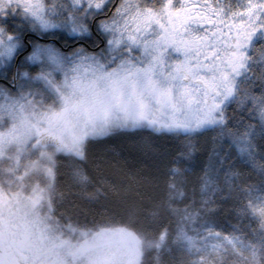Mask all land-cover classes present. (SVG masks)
Returning a JSON list of instances; mask_svg holds the SVG:
<instances>
[{"label":"snow or ice","instance_id":"obj_1","mask_svg":"<svg viewBox=\"0 0 264 264\" xmlns=\"http://www.w3.org/2000/svg\"><path fill=\"white\" fill-rule=\"evenodd\" d=\"M240 7L228 13L208 0H0V79L15 69L9 83L0 84V211L43 205L54 214L57 196L65 198V176L84 199L105 195L107 180L87 145L117 132L151 130L188 141L214 134L228 138L253 168L264 167L255 142L257 133L264 135V0H243ZM10 17L19 21L13 32L5 26ZM25 31L44 42L30 43ZM57 36L78 46L65 51ZM31 65L38 68L34 75L22 70ZM193 147L189 143L169 166L166 198L143 209L160 224L161 241L174 221L177 240L201 243L194 227L199 213L177 204L188 181L182 161L191 160ZM200 179L204 191L213 183L207 172ZM259 211L264 215V207ZM65 228L102 248V264H118L123 229L101 231L89 242L73 216ZM211 237L238 239L208 229L205 247Z\"/></svg>","mask_w":264,"mask_h":264},{"label":"trees","instance_id":"obj_2","mask_svg":"<svg viewBox=\"0 0 264 264\" xmlns=\"http://www.w3.org/2000/svg\"><path fill=\"white\" fill-rule=\"evenodd\" d=\"M242 2L208 0L212 7L223 8L228 13L232 10L242 11ZM225 18L229 19L230 15ZM18 22L15 17H10L5 26L9 32H13ZM35 34L38 33H23L28 39ZM236 116L246 123H256L247 113L237 112ZM235 123L236 120L230 121V124ZM255 142L259 147L257 160L264 165V135L257 133ZM189 143L194 146L192 158L190 161H182L188 168V181L179 189L185 194V199L177 201V204L180 207L188 205L190 210L199 213L194 225L199 231L211 229L222 235L236 237V241L246 248V251L224 248V251L212 256L213 260L203 259L204 264H264V215L259 211L264 207V167L253 168L228 138L217 140L214 134L200 135L188 141L183 136L157 135L151 130H138L117 132L89 142L87 152L90 161L100 163V176L107 180L104 185L105 195L94 201L84 199L82 190L71 185L69 177H61L65 198L60 201L57 196L54 214L50 215L43 205L33 209L31 214H37L36 219L46 224L43 226L45 230H52L43 232L49 234V239L57 238L54 242H58L59 238L77 235L68 233L65 228L68 216H73V222H78L81 230L123 227L133 233L141 242V254L132 264H199L201 259L198 256L201 254L196 246H188L176 239L174 221L166 224L168 235L161 241L158 237L160 224H153L143 214L145 206L166 198L168 168L176 154ZM59 159L63 160V157ZM92 166L93 163H90L87 167ZM233 171L239 172L240 176H229ZM206 172L213 183L204 191L200 177ZM87 191L93 192L94 189L89 186ZM204 200L210 203L205 206ZM13 207L9 206L8 209ZM206 207L212 211H206ZM70 208H75V213L69 211ZM133 208L136 210L134 214ZM161 216L166 217L167 213L161 210ZM25 223L26 220L21 217L19 228L22 231ZM164 223L166 221H161V226ZM9 231L13 230L8 229L2 233L8 241L5 244L8 250L5 251V257L1 254L0 258L10 264L12 260L19 259L15 255L16 241L24 251L32 246H24L21 242L24 237L12 236Z\"/></svg>","mask_w":264,"mask_h":264},{"label":"rangeland","instance_id":"obj_3","mask_svg":"<svg viewBox=\"0 0 264 264\" xmlns=\"http://www.w3.org/2000/svg\"><path fill=\"white\" fill-rule=\"evenodd\" d=\"M24 55H27L25 53ZM24 55L17 62L18 67L24 61ZM16 63V65H17ZM22 66V65H21ZM29 71V70H28ZM7 184V183H5ZM10 191H16L14 187L9 186ZM40 207V206H37ZM35 207V208H37ZM24 209L19 205L14 206L11 209H4L0 211V231L2 230H13L9 231L12 236L24 237L22 243L24 246H32L27 251L22 249V245L18 241L17 244L21 248V258L23 259L21 264H102V260L98 259L102 255V248L91 246L90 243L86 244L85 239L82 238L79 233L76 236L69 235L64 238H59L58 242H54V239H49V234H45L43 226H46L44 222L36 219L37 214L32 216L31 212L33 209ZM43 212V210H41ZM23 217L26 220L25 227L22 231L19 222ZM30 228V229H27ZM27 229V231H25ZM112 229H123L126 234L125 241L121 245L120 255L118 264H132L140 257L141 254V242L140 240L130 231L123 227H103L99 229H89L81 230L87 232L89 235L87 240L90 242L92 237L97 233ZM16 231V232H15ZM94 231V233H92ZM206 231H200V235L197 236V240L201 243H197L195 248L200 256L198 259L213 260L212 256L224 251V248L246 251L245 246H241L236 239L234 240H224L217 239L216 237L209 238L207 242V247H205L203 241L205 240ZM33 233V234H32ZM223 237H230L228 235H222ZM32 239V245L30 241ZM26 241V242H25ZM30 244V245H29ZM79 245V247L73 249L72 246ZM215 245V248L212 246ZM225 245V247H223ZM205 248V249H204ZM75 252V255H73Z\"/></svg>","mask_w":264,"mask_h":264},{"label":"flooded vegetation","instance_id":"obj_4","mask_svg":"<svg viewBox=\"0 0 264 264\" xmlns=\"http://www.w3.org/2000/svg\"><path fill=\"white\" fill-rule=\"evenodd\" d=\"M27 40L31 43V42H40V43H43L44 40L38 35V34H35L33 35L30 39H28V36L24 35ZM56 40L58 42V46H60L62 49H64L65 51H70L73 47H76L78 46L77 42L75 41H72L70 38L68 39H61L60 36H57L56 37ZM87 47H91V41H88L87 44L85 45ZM25 54V53H24ZM20 55L19 57H17V61L16 63L21 59V57L24 55ZM21 65L23 66L24 65V61L20 64V67ZM18 67V63L16 65ZM22 70H29L30 74H35L37 71H38V68L36 65H31V66H28L26 69L22 68ZM15 72V69L13 68L11 74L9 75L8 74V79H0V83L4 84V85H7L9 83V80L11 79V76L14 74ZM62 78V76H61ZM5 183H7V178L5 177ZM11 187V186H10ZM1 218V216H0ZM4 231V230H2ZM7 240L5 238H3V235H2V232L0 231V250L2 252H0V255L2 254L3 257H5V251L8 250V249H5V244H7ZM16 251H15V255L17 257H19L18 261H16V259L12 260L13 263H10V264H19V261L21 262L22 259L20 258V255H21V248L19 247V245L17 244L16 242ZM9 248V247H8ZM0 264H9L6 262H4V260H2L0 258Z\"/></svg>","mask_w":264,"mask_h":264}]
</instances>
